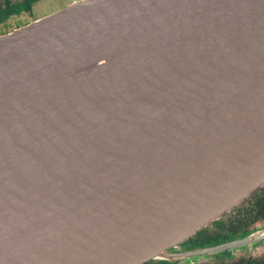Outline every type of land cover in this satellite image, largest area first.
<instances>
[{"label": "water", "instance_id": "water-1", "mask_svg": "<svg viewBox=\"0 0 264 264\" xmlns=\"http://www.w3.org/2000/svg\"><path fill=\"white\" fill-rule=\"evenodd\" d=\"M264 187V0H78L0 35V264L190 263Z\"/></svg>", "mask_w": 264, "mask_h": 264}, {"label": "flooded vegetation", "instance_id": "flooded-vegetation-1", "mask_svg": "<svg viewBox=\"0 0 264 264\" xmlns=\"http://www.w3.org/2000/svg\"><path fill=\"white\" fill-rule=\"evenodd\" d=\"M53 0H0V35L27 26L42 18H35L41 5ZM64 1V0H60ZM66 6L78 0H65ZM53 14V13H52ZM50 15V14H49ZM48 16V15H47ZM264 187L242 207L233 209L207 228L201 230L176 249L173 253L189 252L221 243H229L247 237L250 233L264 228ZM260 213V215L258 214ZM213 260H192L190 263L168 262L171 264H264V240L252 245L224 250L218 254L205 256ZM198 260V259H197ZM154 264L159 260L151 261ZM211 262V263H210Z\"/></svg>", "mask_w": 264, "mask_h": 264}, {"label": "rangeland", "instance_id": "rangeland-1", "mask_svg": "<svg viewBox=\"0 0 264 264\" xmlns=\"http://www.w3.org/2000/svg\"><path fill=\"white\" fill-rule=\"evenodd\" d=\"M66 7V1H60V0H53L51 2H47L43 5H41L39 10H36L38 13L36 15H34L35 18H42L43 16H47L49 14H52L54 12H57L58 10L62 9ZM213 257H206V258H198V260H196V262L199 261H207V260H213ZM211 263V262H210Z\"/></svg>", "mask_w": 264, "mask_h": 264}, {"label": "trees", "instance_id": "trees-1", "mask_svg": "<svg viewBox=\"0 0 264 264\" xmlns=\"http://www.w3.org/2000/svg\"><path fill=\"white\" fill-rule=\"evenodd\" d=\"M263 201H264L263 199H260L259 202H258V205L261 206L263 204ZM258 214L260 215V213H258ZM147 264H154V263L153 262H149ZM156 264H171V263H168L166 261H161V262H158Z\"/></svg>", "mask_w": 264, "mask_h": 264}]
</instances>
